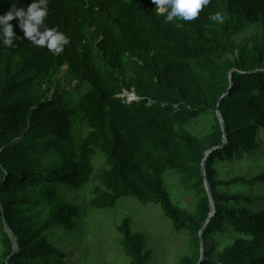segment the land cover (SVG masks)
Listing matches in <instances>:
<instances>
[{
	"label": "trees",
	"instance_id": "1",
	"mask_svg": "<svg viewBox=\"0 0 264 264\" xmlns=\"http://www.w3.org/2000/svg\"><path fill=\"white\" fill-rule=\"evenodd\" d=\"M31 2L0 0V14L13 5L26 9ZM215 13L224 16L223 22H214ZM164 15L152 0H49L45 24L69 38L59 54L29 41L18 18L10 21L16 34L13 46L0 42V161L7 169L6 189L0 190L4 264H61L59 253L40 241L39 230L78 227L81 207L66 201L59 186L79 191L88 185L98 150L107 167L90 208L115 209L125 199L153 203L177 231L197 234L212 214L202 172L205 151L210 150L205 175L217 212L206 223L202 241L223 243L219 259L207 257L201 264H264V194L225 189L250 183L245 176L218 177L220 165L262 162L253 180L264 188V71L242 62V54L230 90L221 98L229 79L221 88L205 77L211 72L217 78L223 69L217 60L236 50L233 37L257 23L263 43L245 57L264 61V0H210L192 21L166 23ZM63 67L76 81L72 90L80 95L78 105L62 83L52 97L39 95ZM123 89H134L140 100L124 103L117 96ZM217 105L226 140L223 144L217 117L205 146L186 126ZM78 115L88 128L81 137L75 134ZM168 171L194 191L193 211L174 202L166 186ZM20 187L25 199L9 202L3 196ZM130 226L125 217L118 227L121 245L132 264H148L146 235ZM27 231L32 235L27 237ZM197 260L198 255L187 257L184 264Z\"/></svg>",
	"mask_w": 264,
	"mask_h": 264
},
{
	"label": "rangeland",
	"instance_id": "2",
	"mask_svg": "<svg viewBox=\"0 0 264 264\" xmlns=\"http://www.w3.org/2000/svg\"><path fill=\"white\" fill-rule=\"evenodd\" d=\"M152 1L154 3V0ZM261 30V25L257 23L238 32L233 37L237 45L236 50L217 60V63L223 69H219L217 78L215 79L212 77L211 72L206 73L205 77L208 81L221 88L225 86L226 77L230 81V77L232 76L233 72L231 73V70H238L234 67L235 62L237 59H241L242 54H244L242 62L249 63L251 68L264 70V61L256 58V61L253 62L252 58L249 60V58L245 57L248 53L252 55L254 45L263 43ZM130 77L131 75L129 74L127 78L129 79ZM59 83H62L65 89L71 92L69 96L75 99L74 105H78L80 95L75 89L72 90L75 87L76 81L67 72L66 67H63L56 77L43 85L39 95L41 96L42 94L44 98L52 97L56 93L55 86ZM230 87L231 83L226 92L220 93V98L227 95ZM75 108L79 107L75 106ZM216 108L217 106L209 107L186 126L205 146L207 145L206 137L211 132L217 118ZM77 119L78 124L75 126V134L81 137L87 133L88 128L80 115L77 116ZM208 152L209 150L205 151V157L208 155ZM12 163V161L7 162L8 167ZM261 163H257L256 165L247 163L233 166L220 165L218 177L227 180L228 177L231 178L236 175L245 176L247 180L251 181L250 183L233 185L225 189L231 192L244 191L254 197H260L264 194V188L253 179L259 175V172L263 168ZM93 164L95 167L94 175L89 184L83 189L75 191L59 186L66 201L81 207L78 227L74 231L57 229L55 226L39 230L41 233L40 241L48 249L59 253L61 264H132L121 245L122 236L118 232V227L122 224L125 217L131 219L130 230L132 232L144 233L146 235V251H149L148 264H184L187 257L194 258L196 255H198V263L202 258L205 260L207 257L212 260L219 259V248L223 243L221 240L213 239L210 243L204 244L203 241L201 242L200 233L197 234L189 230L177 231L172 221L164 215L160 205L153 203L142 204L135 199H125L120 200L115 209L94 210L90 208L87 204L94 196L96 187H101L100 176L102 171L107 167L106 157L101 151H97ZM25 174L26 172L22 171V175ZM6 176V166L0 161V190L6 189V185H3L7 178ZM10 177H13V175ZM165 179L167 189L171 193L174 202L193 211L197 202L194 191L185 189L181 184L180 176L172 171L167 172ZM7 191L11 195L7 196L8 194H4L3 196L7 197L9 202L25 199L26 191L21 187L19 188V192L15 190ZM0 209H3L1 204ZM11 220L14 222L13 225L16 228L19 229L21 227L20 223L15 222L13 213ZM3 222L4 230L13 237L15 249L18 250L16 238L13 236L8 224L5 221ZM26 233L27 237L32 235L31 231H27ZM1 237L0 226V264H4L6 260H4L2 255L4 248ZM213 243H216V245Z\"/></svg>",
	"mask_w": 264,
	"mask_h": 264
},
{
	"label": "clouds",
	"instance_id": "3",
	"mask_svg": "<svg viewBox=\"0 0 264 264\" xmlns=\"http://www.w3.org/2000/svg\"><path fill=\"white\" fill-rule=\"evenodd\" d=\"M48 2L49 0H32L26 9L13 5L9 11L0 14V42L6 46H13L16 34L10 21L18 18V27L29 41L39 47H46L54 54L62 52L64 46L69 43V38L58 28L45 24ZM209 2L210 0H154L158 13L165 14L166 23L177 18L192 21ZM212 19L214 22H223L224 16L215 13Z\"/></svg>",
	"mask_w": 264,
	"mask_h": 264
},
{
	"label": "water",
	"instance_id": "4",
	"mask_svg": "<svg viewBox=\"0 0 264 264\" xmlns=\"http://www.w3.org/2000/svg\"><path fill=\"white\" fill-rule=\"evenodd\" d=\"M233 71H234V70H231V73H232ZM263 71H264V70H263ZM230 83H231V85H232V76L230 77ZM229 90H230V89H229ZM218 106H219V105H217V108H216V114H217V117H218V119H219V121H220L222 127H223V131H224L223 144H224V142H225V140H226V138H225V134H226V126H225L224 118H223V116H222V114H221V112H220ZM223 144H222L220 147H222ZM209 153H210V150H209ZM206 160H207V156L204 158L203 163H202V172H203L204 177H205V178H204L205 188H206V190H207V193H208V195H209V197H210V201H211L212 214L208 217L207 221L204 223L202 229L200 230L201 242H202L203 229H204L206 223H207L210 219H212V218L215 216L216 212H217V208H216V205H215L214 196H213V194H212L211 187H210V185H209V183H208V180H207V178H206V175H205V163H206ZM202 261H203V258L200 260V262H199L198 264H201Z\"/></svg>",
	"mask_w": 264,
	"mask_h": 264
},
{
	"label": "built area",
	"instance_id": "5",
	"mask_svg": "<svg viewBox=\"0 0 264 264\" xmlns=\"http://www.w3.org/2000/svg\"><path fill=\"white\" fill-rule=\"evenodd\" d=\"M117 96L121 98L122 101L126 104H130L132 102L140 100V96L137 95L134 89L131 90L123 89Z\"/></svg>",
	"mask_w": 264,
	"mask_h": 264
}]
</instances>
